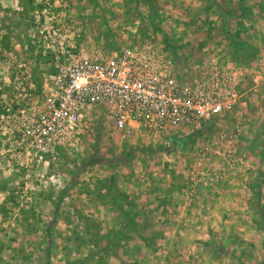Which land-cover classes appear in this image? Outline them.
Instances as JSON below:
<instances>
[{
    "label": "rangeland",
    "instance_id": "1",
    "mask_svg": "<svg viewBox=\"0 0 264 264\" xmlns=\"http://www.w3.org/2000/svg\"><path fill=\"white\" fill-rule=\"evenodd\" d=\"M128 46L243 105L149 140L94 108L18 154L57 66ZM0 264H264V0H0Z\"/></svg>",
    "mask_w": 264,
    "mask_h": 264
},
{
    "label": "built area",
    "instance_id": "2",
    "mask_svg": "<svg viewBox=\"0 0 264 264\" xmlns=\"http://www.w3.org/2000/svg\"><path fill=\"white\" fill-rule=\"evenodd\" d=\"M230 68L186 85L169 66L137 46L112 48L103 57L59 65L49 76L42 110L19 130L15 147L37 163L68 141L85 112L97 108L116 131L158 135L197 129L243 105Z\"/></svg>",
    "mask_w": 264,
    "mask_h": 264
},
{
    "label": "crops",
    "instance_id": "3",
    "mask_svg": "<svg viewBox=\"0 0 264 264\" xmlns=\"http://www.w3.org/2000/svg\"><path fill=\"white\" fill-rule=\"evenodd\" d=\"M137 138L139 139H153L154 136L153 135H150V134H145V133H139L137 134Z\"/></svg>",
    "mask_w": 264,
    "mask_h": 264
},
{
    "label": "trees",
    "instance_id": "4",
    "mask_svg": "<svg viewBox=\"0 0 264 264\" xmlns=\"http://www.w3.org/2000/svg\"><path fill=\"white\" fill-rule=\"evenodd\" d=\"M172 144H174V143L172 142Z\"/></svg>",
    "mask_w": 264,
    "mask_h": 264
}]
</instances>
